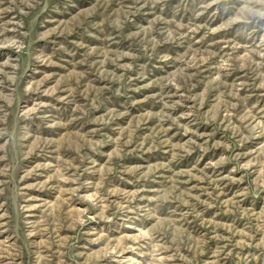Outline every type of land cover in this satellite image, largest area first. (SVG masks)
I'll list each match as a JSON object with an SVG mask.
<instances>
[{
	"label": "rangeland",
	"instance_id": "rangeland-1",
	"mask_svg": "<svg viewBox=\"0 0 264 264\" xmlns=\"http://www.w3.org/2000/svg\"><path fill=\"white\" fill-rule=\"evenodd\" d=\"M0 264H264V0H0Z\"/></svg>",
	"mask_w": 264,
	"mask_h": 264
}]
</instances>
